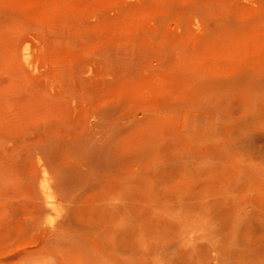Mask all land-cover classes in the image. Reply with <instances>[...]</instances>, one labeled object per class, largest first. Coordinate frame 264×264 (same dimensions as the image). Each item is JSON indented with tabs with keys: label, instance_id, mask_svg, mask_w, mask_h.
Returning a JSON list of instances; mask_svg holds the SVG:
<instances>
[{
	"label": "rangeland",
	"instance_id": "1",
	"mask_svg": "<svg viewBox=\"0 0 264 264\" xmlns=\"http://www.w3.org/2000/svg\"><path fill=\"white\" fill-rule=\"evenodd\" d=\"M261 139L264 0H0V264H264Z\"/></svg>",
	"mask_w": 264,
	"mask_h": 264
},
{
	"label": "bare ground",
	"instance_id": "2",
	"mask_svg": "<svg viewBox=\"0 0 264 264\" xmlns=\"http://www.w3.org/2000/svg\"><path fill=\"white\" fill-rule=\"evenodd\" d=\"M34 38H37V37L35 36ZM18 45L20 48V54L19 55H20V60H21L22 64H24L27 68H30L32 71L40 72V66L38 64V61L40 60V56L37 53L36 45H33L32 38H30L29 36H24V35L20 36L18 39ZM39 51H41V50H39ZM44 76H46V73L42 72V77H44ZM238 128L240 129V127H238ZM241 131H243V133L244 132L246 133V130H241ZM241 138H243V137H241ZM243 140H245V137ZM262 141H264V139ZM249 142H251V141H249ZM253 142L255 144V141H253ZM257 144L259 145L260 143H257ZM263 155H264V153H263ZM47 164L48 163L43 158H40L38 170L36 168V170L38 172L39 190H40V193H41L42 198L44 200V206L41 207L42 209H40V210H42V213L46 217H48V219L51 223H53V224H51V226L53 225L51 231L57 232V230L65 227L64 225L66 223L68 215L71 213H69L68 209H66V207L62 205V198L59 195V192L57 190V185L54 181L55 179L53 178L54 172L52 175V172H51V170ZM57 183H59V182H57ZM262 234L263 233H261L260 236H262Z\"/></svg>",
	"mask_w": 264,
	"mask_h": 264
}]
</instances>
